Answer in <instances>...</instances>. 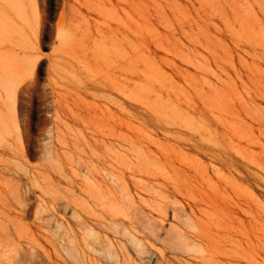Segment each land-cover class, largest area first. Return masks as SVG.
<instances>
[{
	"label": "rangeland",
	"instance_id": "1",
	"mask_svg": "<svg viewBox=\"0 0 264 264\" xmlns=\"http://www.w3.org/2000/svg\"><path fill=\"white\" fill-rule=\"evenodd\" d=\"M95 185L157 222L158 264H264V0H0V264L120 240ZM175 208L210 213L188 250Z\"/></svg>",
	"mask_w": 264,
	"mask_h": 264
},
{
	"label": "bare ground",
	"instance_id": "2",
	"mask_svg": "<svg viewBox=\"0 0 264 264\" xmlns=\"http://www.w3.org/2000/svg\"><path fill=\"white\" fill-rule=\"evenodd\" d=\"M113 5L115 6V4ZM39 29L37 28V31ZM16 86L17 81L14 79L8 80L6 89L10 95V99L13 101H15ZM16 105L18 106V104ZM96 186L90 187L87 190L88 196L86 197V202L99 205L103 208L104 220L113 227L116 235L121 239L114 241L108 236H102L95 227L82 222L81 225L85 227V231L80 236L72 234L67 230L63 231L67 244L65 252L68 258H70L73 264H158V259L157 262H154L156 258L152 261L154 254L151 252L146 239L147 236H152L156 240H160V230L157 222L148 216L137 217L136 220L130 219L126 213L132 210L137 211L139 207L138 202L130 194L127 186L123 185L120 188L121 198L104 193L103 188ZM200 213L201 217L198 219L194 210L185 217L183 215L185 214L184 210L179 211L175 208L173 212L175 225L172 227L173 230L167 233L169 241L175 242V244L188 250L190 240L183 227H187L188 225L189 229H197L201 219L205 221L204 218L207 219L210 216V213L206 210H200ZM77 217L80 219V216ZM127 222L129 223L128 225ZM161 229L164 230L163 225H161ZM196 239L198 247L201 248L202 252H205L206 249L202 236L198 235ZM129 247L133 254L130 253Z\"/></svg>",
	"mask_w": 264,
	"mask_h": 264
}]
</instances>
